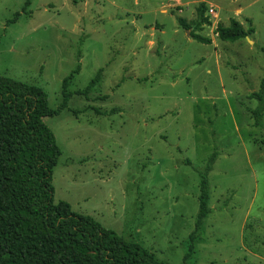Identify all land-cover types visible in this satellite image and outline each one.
I'll list each match as a JSON object with an SVG mask.
<instances>
[{
    "label": "rangeland",
    "instance_id": "obj_1",
    "mask_svg": "<svg viewBox=\"0 0 264 264\" xmlns=\"http://www.w3.org/2000/svg\"><path fill=\"white\" fill-rule=\"evenodd\" d=\"M200 2L211 23L196 32L210 43L177 21L192 23ZM231 18L254 32L221 40ZM263 47L264 0H0V75L41 87L56 108L73 73L66 107L42 118L60 149L53 202L166 264H264V128L249 97Z\"/></svg>",
    "mask_w": 264,
    "mask_h": 264
},
{
    "label": "trees",
    "instance_id": "obj_2",
    "mask_svg": "<svg viewBox=\"0 0 264 264\" xmlns=\"http://www.w3.org/2000/svg\"><path fill=\"white\" fill-rule=\"evenodd\" d=\"M28 4L29 0H25V5ZM205 10V3L200 2L192 23L182 17L177 21L189 36L210 43V37L196 32L211 23ZM253 32L252 26L245 28L234 18L228 25L218 23L215 28L218 38L231 42ZM262 50L264 53V47ZM78 70L79 66L74 72ZM72 76L73 73L63 79L62 101L52 108L41 87L0 75V264H166L142 245L125 241L102 227L92 216L72 211L65 201L53 202L50 179L60 149L42 118L57 115L66 107L72 95L68 90ZM97 77L98 74L77 93L89 91ZM249 97L257 101L251 110L254 123L264 128V72L259 90ZM216 155L211 154L199 173L195 229L209 211L207 174ZM196 237L195 231L192 232L191 242Z\"/></svg>",
    "mask_w": 264,
    "mask_h": 264
},
{
    "label": "built area",
    "instance_id": "obj_3",
    "mask_svg": "<svg viewBox=\"0 0 264 264\" xmlns=\"http://www.w3.org/2000/svg\"><path fill=\"white\" fill-rule=\"evenodd\" d=\"M209 13H211V14L213 13V8H211V7L209 8Z\"/></svg>",
    "mask_w": 264,
    "mask_h": 264
},
{
    "label": "crops",
    "instance_id": "obj_4",
    "mask_svg": "<svg viewBox=\"0 0 264 264\" xmlns=\"http://www.w3.org/2000/svg\"><path fill=\"white\" fill-rule=\"evenodd\" d=\"M237 10H240V8H238ZM187 36H189V33H188V31H187ZM211 41H212V39H211Z\"/></svg>",
    "mask_w": 264,
    "mask_h": 264
},
{
    "label": "water",
    "instance_id": "obj_5",
    "mask_svg": "<svg viewBox=\"0 0 264 264\" xmlns=\"http://www.w3.org/2000/svg\"><path fill=\"white\" fill-rule=\"evenodd\" d=\"M246 38H248V37H246Z\"/></svg>",
    "mask_w": 264,
    "mask_h": 264
}]
</instances>
